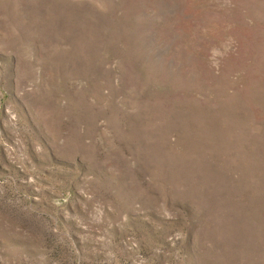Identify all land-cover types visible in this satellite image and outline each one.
I'll list each match as a JSON object with an SVG mask.
<instances>
[{"label":"rangeland","instance_id":"1","mask_svg":"<svg viewBox=\"0 0 264 264\" xmlns=\"http://www.w3.org/2000/svg\"><path fill=\"white\" fill-rule=\"evenodd\" d=\"M0 264H264V0H0Z\"/></svg>","mask_w":264,"mask_h":264}]
</instances>
